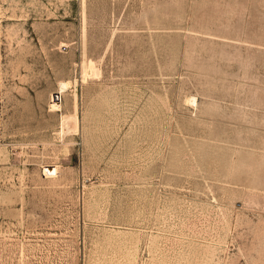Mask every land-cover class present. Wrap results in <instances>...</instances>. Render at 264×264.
<instances>
[{"label": "rangeland", "instance_id": "374dc122", "mask_svg": "<svg viewBox=\"0 0 264 264\" xmlns=\"http://www.w3.org/2000/svg\"><path fill=\"white\" fill-rule=\"evenodd\" d=\"M0 264H264V0H0Z\"/></svg>", "mask_w": 264, "mask_h": 264}, {"label": "bare ground", "instance_id": "6f19581e", "mask_svg": "<svg viewBox=\"0 0 264 264\" xmlns=\"http://www.w3.org/2000/svg\"><path fill=\"white\" fill-rule=\"evenodd\" d=\"M63 89H64V86L61 87V90L57 91L56 94H54L53 100L50 103V107H51L52 110H55V111L60 110V99H61V95L63 93ZM191 102H194V100H191ZM69 120L70 119H67V121H66V123H67L66 124V127L67 128H70L69 123H68ZM43 172H46L47 175L56 174V166H47V167H44L43 168Z\"/></svg>", "mask_w": 264, "mask_h": 264}]
</instances>
